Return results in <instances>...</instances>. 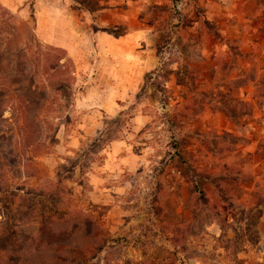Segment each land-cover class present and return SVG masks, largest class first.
<instances>
[{"label": "rangeland", "instance_id": "1", "mask_svg": "<svg viewBox=\"0 0 264 264\" xmlns=\"http://www.w3.org/2000/svg\"><path fill=\"white\" fill-rule=\"evenodd\" d=\"M32 38L74 81L8 123L0 232L78 210L85 264H264V0H0V62Z\"/></svg>", "mask_w": 264, "mask_h": 264}, {"label": "trees", "instance_id": "2", "mask_svg": "<svg viewBox=\"0 0 264 264\" xmlns=\"http://www.w3.org/2000/svg\"><path fill=\"white\" fill-rule=\"evenodd\" d=\"M29 42L21 52L5 50L9 58L0 62V140H12L8 136V123H12L20 127L25 140L34 141L23 129L41 121L39 111L48 107L51 90L59 91L74 81L70 60L60 63L62 49L43 48L33 38ZM48 194L53 196L54 191ZM44 220L34 231L36 238L24 235L26 239L18 240L12 231L0 232V264H85L109 246L104 229L88 213H50Z\"/></svg>", "mask_w": 264, "mask_h": 264}, {"label": "crops", "instance_id": "3", "mask_svg": "<svg viewBox=\"0 0 264 264\" xmlns=\"http://www.w3.org/2000/svg\"><path fill=\"white\" fill-rule=\"evenodd\" d=\"M118 148H121L119 143H114V145H112V157L117 153Z\"/></svg>", "mask_w": 264, "mask_h": 264}]
</instances>
